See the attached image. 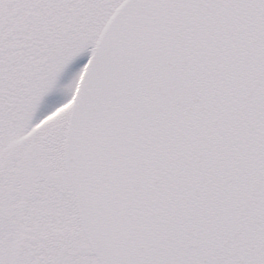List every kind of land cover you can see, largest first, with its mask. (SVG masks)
Returning a JSON list of instances; mask_svg holds the SVG:
<instances>
[{"label":"snow or ice","instance_id":"1","mask_svg":"<svg viewBox=\"0 0 264 264\" xmlns=\"http://www.w3.org/2000/svg\"><path fill=\"white\" fill-rule=\"evenodd\" d=\"M0 264H264V0H0Z\"/></svg>","mask_w":264,"mask_h":264}]
</instances>
